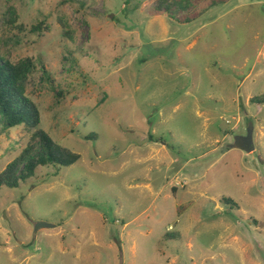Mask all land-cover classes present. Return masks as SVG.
Returning <instances> with one entry per match:
<instances>
[{
    "label": "rangeland",
    "instance_id": "obj_1",
    "mask_svg": "<svg viewBox=\"0 0 264 264\" xmlns=\"http://www.w3.org/2000/svg\"><path fill=\"white\" fill-rule=\"evenodd\" d=\"M156 1L0 0L40 128L80 155L0 188V264H264V0ZM32 132L0 135V173Z\"/></svg>",
    "mask_w": 264,
    "mask_h": 264
},
{
    "label": "trees",
    "instance_id": "obj_2",
    "mask_svg": "<svg viewBox=\"0 0 264 264\" xmlns=\"http://www.w3.org/2000/svg\"><path fill=\"white\" fill-rule=\"evenodd\" d=\"M156 9L168 13L172 18L186 14L187 23L196 17L195 14H189L192 12L189 0H157ZM1 47L0 37V135L4 131L21 126L33 131L29 145L0 173V188L6 186L16 189L21 183L32 179L40 167H68L76 163L80 155L56 143L40 128L39 108L27 95L31 76L38 71L34 59L27 57L12 62L2 53ZM251 101L263 104L264 95L252 98Z\"/></svg>",
    "mask_w": 264,
    "mask_h": 264
},
{
    "label": "water",
    "instance_id": "obj_3",
    "mask_svg": "<svg viewBox=\"0 0 264 264\" xmlns=\"http://www.w3.org/2000/svg\"><path fill=\"white\" fill-rule=\"evenodd\" d=\"M236 148L237 147H243L247 152H250L252 150H255L254 148V145L251 141L250 138H244L242 140L239 141V144L236 143V145H234ZM43 227H46V228H53L55 227L54 225H51L49 223H46V222H40L37 224V227L36 229H39V228H43Z\"/></svg>",
    "mask_w": 264,
    "mask_h": 264
}]
</instances>
